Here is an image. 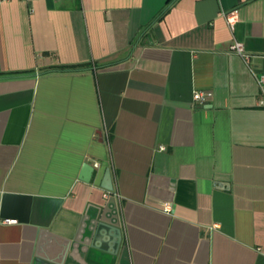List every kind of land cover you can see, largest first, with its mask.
Segmentation results:
<instances>
[{
  "label": "crops",
  "instance_id": "1",
  "mask_svg": "<svg viewBox=\"0 0 264 264\" xmlns=\"http://www.w3.org/2000/svg\"><path fill=\"white\" fill-rule=\"evenodd\" d=\"M263 73L264 0H0V264H264Z\"/></svg>",
  "mask_w": 264,
  "mask_h": 264
},
{
  "label": "built area",
  "instance_id": "2",
  "mask_svg": "<svg viewBox=\"0 0 264 264\" xmlns=\"http://www.w3.org/2000/svg\"><path fill=\"white\" fill-rule=\"evenodd\" d=\"M222 14L226 18L230 28L234 29L235 24L239 21L238 9H234L229 12H222ZM230 50L240 55L245 61L249 62L251 58V54L245 50L243 42L234 40L233 43L231 44ZM260 85L262 89H264V73L260 77ZM208 95L209 94L207 91L196 90L194 92L193 98L196 102L204 103ZM260 103L264 105V98L261 99ZM161 149H165V147L162 146ZM95 166L98 167L99 163H95ZM110 192L111 191L107 190L105 195L107 196ZM165 205H166L165 209L169 210L170 209L169 204L167 203ZM3 221L5 223H16L18 220L15 218H5Z\"/></svg>",
  "mask_w": 264,
  "mask_h": 264
},
{
  "label": "water",
  "instance_id": "3",
  "mask_svg": "<svg viewBox=\"0 0 264 264\" xmlns=\"http://www.w3.org/2000/svg\"><path fill=\"white\" fill-rule=\"evenodd\" d=\"M88 165L89 166L86 167V174L84 176V179L89 181L91 179L92 172L94 171L95 168H94V166H92L90 164H88ZM90 167L92 168L91 176L89 175ZM103 187L105 189H108V190L114 189L110 168H108L106 171L105 182L103 184ZM112 231L116 232L117 235L111 241L112 247H110L109 252L115 254L117 252L118 247H120V245L122 243V232H121L120 228H112ZM105 233H106V225L102 223L99 225V227L97 228V231H96L95 240L98 241L97 243H100V241H104V237L106 236ZM42 264H51V263L42 262Z\"/></svg>",
  "mask_w": 264,
  "mask_h": 264
},
{
  "label": "trees",
  "instance_id": "4",
  "mask_svg": "<svg viewBox=\"0 0 264 264\" xmlns=\"http://www.w3.org/2000/svg\"><path fill=\"white\" fill-rule=\"evenodd\" d=\"M88 64L86 63H79V64H70V65H56L50 67V69H60V70H79L87 67ZM12 74L14 73H19V72H11Z\"/></svg>",
  "mask_w": 264,
  "mask_h": 264
}]
</instances>
